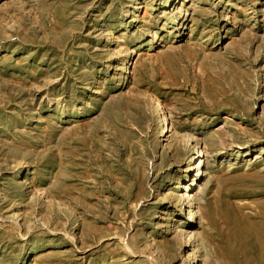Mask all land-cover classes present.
<instances>
[{"label":"rangeland","instance_id":"rangeland-1","mask_svg":"<svg viewBox=\"0 0 264 264\" xmlns=\"http://www.w3.org/2000/svg\"><path fill=\"white\" fill-rule=\"evenodd\" d=\"M167 3L0 0V264H264V0Z\"/></svg>","mask_w":264,"mask_h":264},{"label":"bare ground","instance_id":"bare-ground-1","mask_svg":"<svg viewBox=\"0 0 264 264\" xmlns=\"http://www.w3.org/2000/svg\"><path fill=\"white\" fill-rule=\"evenodd\" d=\"M170 2L171 0H168V3L165 7H169L170 5ZM172 7V5H171ZM135 53V51H131L129 53V56L132 57V55ZM129 69H131V66H130V63L128 64L127 63V66H126V69L124 71V73H128L130 72ZM132 71V70H131ZM157 107H158V111H159V114L161 115L162 117V120L163 122L161 123V129H162V134H161V137L162 138H168L169 136V133H170V123L168 122V117L166 116V112L164 111L163 107L160 105L159 101L156 103ZM197 146V145H196ZM196 146L193 147L192 149V155L190 157V163L189 165L186 167V171H185V174H189L191 171H194L196 168L194 165H196L197 163H193V161L197 158V159H200L197 156V149H196ZM199 150V149H198ZM200 154V153H199ZM198 161V160H197ZM198 177V176H197ZM182 186V185H181ZM185 190H187L188 188H184ZM187 192V191H186ZM189 192V191H188ZM193 197L191 196V193H186L183 195L182 197V200H181V204H182V207L184 209V213L185 215H188V221L189 223H197L198 219L196 218V213L194 212V200L192 199ZM196 204V203H195ZM196 206V205H195ZM176 225L178 226V223H176ZM176 226V227H177ZM182 227V226H181ZM178 233H179V237L185 241V243H187V245L191 244L192 242L195 241V238H196V233L195 231H191V233H189L188 231L186 230H178ZM181 240V241H182ZM183 244V243H182ZM193 257V253L192 252H189V255L187 257V259H191Z\"/></svg>","mask_w":264,"mask_h":264}]
</instances>
